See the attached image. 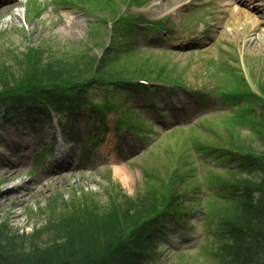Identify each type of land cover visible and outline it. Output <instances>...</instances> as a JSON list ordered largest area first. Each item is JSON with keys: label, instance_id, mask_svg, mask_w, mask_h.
<instances>
[{"label": "rangeland", "instance_id": "rangeland-1", "mask_svg": "<svg viewBox=\"0 0 264 264\" xmlns=\"http://www.w3.org/2000/svg\"><path fill=\"white\" fill-rule=\"evenodd\" d=\"M143 1L141 6H134L129 11L143 15V19L149 22L165 17V25H171L174 29L172 37L185 38V33H189L195 34L196 41L175 44L170 38L166 39L165 32L169 35L166 28L151 37L139 35L138 40L145 41L154 49L153 52L134 53L132 57L113 65L114 68L109 69L108 73L123 80L135 77L155 81L171 80L173 77L183 80L194 89L202 85L232 88L238 77L236 73L241 69L253 91H257L258 84L264 89V16L256 18L258 21L255 20L251 28L252 21L245 25L243 18L238 21V16L227 13L222 0L218 8L214 7L211 0ZM208 1L211 2L207 3ZM236 1L229 0L227 3H233L234 8L242 9L243 6ZM25 2L26 0H18L10 12H0L1 87L8 89L19 83L13 75L22 70L21 57L28 47L36 48L34 60L40 57L39 63H31L35 67L34 77L38 82L46 75L50 81H70L87 65L94 63L95 55L100 56L106 50L105 30L94 29L95 17L77 9H49L40 19L27 24L22 22L21 12ZM177 4L182 6L174 10ZM15 6L20 9L16 11ZM186 13L189 14L187 16H194L195 22H186ZM102 16L108 17L102 12L97 14L98 18ZM9 17L14 23L10 28L3 24V20ZM76 21L80 25L78 28L73 31L66 29L69 22ZM199 23H203L205 27L201 28ZM95 30L99 36H95ZM245 34L249 37L244 39ZM251 38L255 40L252 41ZM244 40H251L252 43L246 44ZM122 45L119 40L113 43V47H123ZM161 49L167 52H162ZM212 62L218 63V69L215 76L210 78L207 73L208 65L212 66ZM219 68H230L228 75ZM176 94L183 96L172 104L165 102L162 105L176 108L184 106L185 111L179 115V123L209 124L216 132L176 128V124H173L174 115H169L170 124H167V128L173 125V130L164 134L155 125L159 120L156 111L146 109L150 106V99L136 92L125 91L115 94V97L113 95L115 105L121 111L125 109V106L123 109L120 107L123 103L133 108H142L141 118L154 124V128L160 131L159 134H148V140L141 143L130 135L125 136L123 130L118 133L114 126V115L106 113L99 120L88 114L75 122H66L67 127L80 132L77 143L67 146L62 144L63 136L55 118L47 120L43 115L31 117L22 114L0 121V250L5 254L2 257L9 258L6 260L9 261L7 264L11 261L16 263L21 257L25 260L26 256L31 255L45 261L58 263L62 259L65 263L73 261L78 264L96 258L102 248H107V252L111 254L112 248L118 244L119 247L115 250L120 251L124 233L117 227V220L123 218L127 223L123 230L127 232L128 224L138 216L140 218L150 212L156 213L164 207L162 199L168 194L173 198V208L182 207L183 204L186 208L206 211V204L201 198L199 205L191 206L185 202L191 190L198 185V198L200 189L201 192L217 191L215 187L206 185V175L212 176L217 169L206 165L214 158L200 157L191 149L192 157L188 149L192 138L196 140L198 135L207 146L221 143L246 149L252 162L261 161L255 157L262 159L264 156V131L253 134V130L261 129L263 125L262 105L256 102L253 106L257 108L256 113L252 115L251 111L242 121L236 122L235 118H226L232 116L233 112L218 115L216 97H208L212 104L208 109H195V102L199 101L197 94L188 93L185 96L180 91ZM102 95L101 92L95 93L96 101H101ZM156 98L161 99V96ZM135 102L141 104L134 106ZM249 108H252V104ZM101 124L106 130L100 128ZM88 135L99 139V144L94 147L89 145ZM19 145L26 150L24 155L28 157V161L19 169L15 189L9 191L13 198L6 199L5 184L11 182L8 178L13 173H7L6 159H17ZM82 145L86 149L81 148ZM46 148L54 160L48 167H41L40 162L50 156L44 152ZM69 162L71 166L68 173L65 170L57 172L61 163L67 165ZM195 166L201 174L199 179L195 178L194 182L187 179L179 182L176 176H194V172L198 176ZM219 175L220 178L234 182L235 186H250L251 190H255L252 189V184H259L264 180L258 173L252 177L242 174L228 176L226 173ZM202 183L207 187L202 188ZM212 203L213 200H209L208 205ZM214 210L218 211V220L222 223L233 222L232 210L227 206L219 210L214 206ZM199 218L200 221L194 214L188 231L161 240L159 253L156 258H150L147 264H220L224 257L229 256L226 250L233 248L234 243L227 240L229 237L226 239L223 235L219 236L213 231V226L202 224L201 215ZM91 221L94 230L90 226ZM99 226L106 233L102 238L98 237ZM169 229L176 234L174 224L169 223ZM127 234L131 235V232L128 231ZM183 238L185 240L182 243ZM101 239L104 242L100 243ZM4 241L10 245L7 249L1 248ZM213 250L216 252L214 259L208 257V252ZM219 251L222 254L219 255ZM3 260L2 258L0 263Z\"/></svg>", "mask_w": 264, "mask_h": 264}, {"label": "trees", "instance_id": "trees-1", "mask_svg": "<svg viewBox=\"0 0 264 264\" xmlns=\"http://www.w3.org/2000/svg\"><path fill=\"white\" fill-rule=\"evenodd\" d=\"M30 66V64H28ZM89 68V65L85 69H83L80 74L76 76V80H78L80 77H84V74ZM32 74V78L29 79V77L25 78L26 84L29 83L30 85H34V87L38 86L36 82V78L34 77V71L35 68L30 66V69L28 70ZM43 79L47 80V82H51L50 79H47L44 76ZM42 77L41 81L42 82ZM54 81V80H53ZM46 82V81H45ZM2 85H0L1 87ZM6 91V90H4ZM0 91V95H1ZM41 92V91H39ZM38 95V92H37ZM261 161L258 162V164L254 166H246V172L251 174H263L264 173V157L262 159L260 158ZM263 166V168H262ZM264 177V175H262ZM253 187L257 190V196L251 197L250 195H243L241 196V200L238 197L235 201V203L231 206H227L230 210H232V215H233V222H228L226 225V230L228 231L229 234V241L234 243L233 248H229L227 252V256L225 260H223L222 264H264V180L261 181L259 184H252ZM253 196V195H252ZM253 199L255 201H253ZM240 200V201H239ZM165 206V205H164ZM151 215V212L143 215L142 217L138 218L133 221L131 224H128L129 227H127L126 231L132 232L134 231V228L137 226L136 223L139 224L140 220L143 219L144 217H148ZM118 226L121 232L124 233V238L122 240V245L127 248H132L136 251L141 248L143 245L142 243L135 241L131 242L130 241V235L127 234L123 229L126 228L127 223L123 220V218H119L118 220ZM116 221V222H117ZM231 221V219H230ZM62 223H65L64 221H61ZM78 222V221H76ZM230 223V224H229ZM81 224V222L79 223ZM87 224V223H86ZM55 225V224H54ZM90 226L92 230H94V224L91 221ZM54 226L52 225V228ZM67 227V225H65ZM98 237L102 238V236H105L106 233L104 232V229L102 230V227H98ZM108 228H106V231ZM238 233V234H237ZM237 234V235H235ZM95 235L97 236L96 232ZM235 235V236H234ZM231 236V237H230ZM7 239V238H6ZM8 240L12 241V239ZM104 242V240H100V243ZM7 243V242H6ZM4 241V245L1 246L4 248H8L7 246H10L9 244H6ZM19 244V243H18ZM55 247V246H54ZM119 245H115L112 250L111 254L107 252L106 249H101L99 255L92 259L91 261H86V262H80L78 264H132L128 259H124V254L121 251H117ZM115 250V251H114ZM5 251V250H4ZM6 252V251H5ZM5 257V254L2 252V249L0 250V261L3 260V263L0 264H7L9 261L8 257ZM21 256V255H20ZM27 259H23L22 257L17 260L16 263L12 262L10 264H74L73 261L69 262L67 261L66 263L64 262L65 260H62L58 263L52 262L51 260L45 261L40 258L33 257L31 256H26Z\"/></svg>", "mask_w": 264, "mask_h": 264}, {"label": "bare ground", "instance_id": "bare-ground-1", "mask_svg": "<svg viewBox=\"0 0 264 264\" xmlns=\"http://www.w3.org/2000/svg\"><path fill=\"white\" fill-rule=\"evenodd\" d=\"M246 1H248L251 5H253V8H264V0H262V2H258L259 0H246ZM252 1H255V2H252ZM228 6H230V4ZM230 11H231L230 13H233V14H235V16H238L237 17L238 21H240V18H243L246 21L245 25L250 24L251 20H253V18H252L253 16H252L251 12H245L244 10L234 8V7H231ZM253 25H254V22H252L251 28L253 27ZM78 27H79L78 23L74 22L73 24L69 25L67 27V29L68 30H74ZM243 36H244V39L246 37H248L245 35H243ZM244 42L246 44L252 43L251 40H248L247 42L244 40ZM17 153L19 154V156L16 160H8L7 159V166H8L7 173H9L10 171L13 172L12 174H10V176L8 178L9 180H15L18 178V176H19L18 174H20L19 169L24 165V163L26 162V159H27V156L23 155V153H25V149H23L22 147L17 151ZM5 195H6V199H10V198L12 199L13 198L12 196H10L9 191L6 192V194H4V196Z\"/></svg>", "mask_w": 264, "mask_h": 264}]
</instances>
